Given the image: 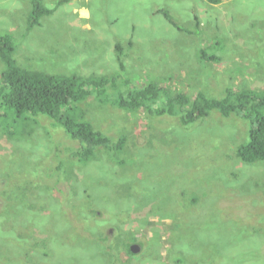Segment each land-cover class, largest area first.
<instances>
[{
	"label": "rangeland",
	"instance_id": "374dc122",
	"mask_svg": "<svg viewBox=\"0 0 264 264\" xmlns=\"http://www.w3.org/2000/svg\"><path fill=\"white\" fill-rule=\"evenodd\" d=\"M29 8L0 0V34L13 37L23 68L116 78L119 89L154 82L190 97L264 89V0H70L28 32ZM202 50L218 60H201ZM88 100L76 114L125 137L115 161L101 150L80 164L77 143L46 117L0 119V264H106L97 238L109 229L142 245L132 264H264V162L236 155L246 122L212 111L184 127Z\"/></svg>",
	"mask_w": 264,
	"mask_h": 264
},
{
	"label": "trees",
	"instance_id": "16d2710c",
	"mask_svg": "<svg viewBox=\"0 0 264 264\" xmlns=\"http://www.w3.org/2000/svg\"><path fill=\"white\" fill-rule=\"evenodd\" d=\"M206 1L214 5L221 3V0ZM69 2L70 0H59L56 8ZM56 8L48 9L41 0H30L26 30L30 32L39 26L40 20L52 15ZM156 14H161L171 25L179 29L166 9L157 10ZM15 49L13 37L7 33L0 34V62L3 66L0 119L9 114L23 121L29 117L41 116L50 119L54 126L62 128L65 139L77 143V148L70 150L71 156L82 165L94 160L101 150L109 153L115 161L125 147V137L113 138L101 133L91 122L85 120L83 112L76 114L77 105L87 103L92 97L99 106L110 105L129 114L144 111L148 116L158 118L166 115L177 119L184 127L207 118L212 111L218 112L221 117L234 115L248 124L244 127L247 131V140L241 143L236 151L238 159L245 164L264 162V89L235 90L227 86L221 98L210 97L203 92L190 97L185 92H174L154 82L141 87L126 83L125 89H119L115 84L116 78L95 76L84 78L76 74L65 76L23 68L13 58ZM115 49L120 53L119 46ZM201 55L203 61L218 60L215 56H208L204 50L201 51ZM38 178L41 180L44 176L40 175ZM106 237L104 235L97 240L104 244ZM112 240L108 235V251L105 246L104 249L100 247L104 250L102 256L106 261L108 260L110 264H132L130 259L134 255L129 247L135 240L131 236L127 239L129 243L120 238ZM124 252L129 258H126L125 262H120L119 259ZM0 258H3L2 253Z\"/></svg>",
	"mask_w": 264,
	"mask_h": 264
},
{
	"label": "flooded vegetation",
	"instance_id": "af4514ba",
	"mask_svg": "<svg viewBox=\"0 0 264 264\" xmlns=\"http://www.w3.org/2000/svg\"><path fill=\"white\" fill-rule=\"evenodd\" d=\"M55 179H56V178H55ZM59 179H60V178H59ZM62 187H63V186H62ZM62 187L59 186V187H57V188L55 189V188H54V185H53V189H52V190H54L55 192H59V193H60L61 191L63 192ZM64 189H65V188H64ZM66 190H67V189H66ZM66 190H65V191H66ZM57 194H58V193H57ZM30 207H32V206L29 205V208H30ZM63 209L65 210L66 213H69V212H70L68 206H67V207L64 206ZM12 232H13V231H11V233H12ZM69 233H70V232H69ZM111 233H112V230L109 229V231H107V233H106V236H107V237H106V241H105V243L103 244V245L106 247L107 251H108V235H109V238H110V239H113V238H114L112 241H115V237H113V236L111 235ZM70 234H71V233H70ZM100 244H102V242H100ZM106 262H107L106 264H108V260H107Z\"/></svg>",
	"mask_w": 264,
	"mask_h": 264
},
{
	"label": "water",
	"instance_id": "95a60500",
	"mask_svg": "<svg viewBox=\"0 0 264 264\" xmlns=\"http://www.w3.org/2000/svg\"><path fill=\"white\" fill-rule=\"evenodd\" d=\"M129 249L133 255H138L141 252L142 247L139 243H134L130 245Z\"/></svg>",
	"mask_w": 264,
	"mask_h": 264
}]
</instances>
